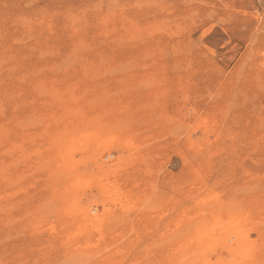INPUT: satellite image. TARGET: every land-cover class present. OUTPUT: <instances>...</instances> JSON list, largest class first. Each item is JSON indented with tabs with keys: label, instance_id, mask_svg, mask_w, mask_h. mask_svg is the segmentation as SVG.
I'll list each match as a JSON object with an SVG mask.
<instances>
[{
	"label": "rangeland",
	"instance_id": "1",
	"mask_svg": "<svg viewBox=\"0 0 264 264\" xmlns=\"http://www.w3.org/2000/svg\"><path fill=\"white\" fill-rule=\"evenodd\" d=\"M205 261L264 264V0H0V264Z\"/></svg>",
	"mask_w": 264,
	"mask_h": 264
},
{
	"label": "bare ground",
	"instance_id": "2",
	"mask_svg": "<svg viewBox=\"0 0 264 264\" xmlns=\"http://www.w3.org/2000/svg\"><path fill=\"white\" fill-rule=\"evenodd\" d=\"M252 166H253V165H252ZM64 188H65V187H64ZM119 195H120V194H119ZM123 195H124V194H123ZM112 198H113V197H112ZM127 198H128V197H125L123 200L127 201ZM116 199H117V198L114 199V201H116L115 203H117V201H118V200H116ZM114 201H113V202H114ZM121 201H122V199L120 200V202H121ZM202 201H203V200H202ZM203 202H204V201H203ZM118 203H119V202H118ZM122 203H123V202H122ZM126 203H127V202H126ZM109 204H110V203H109ZM128 204H129V203H128ZM133 204H134V203H133ZM133 204H132V205H133ZM120 205H121V207H122V205H123V207H124L125 204L123 203V204H120ZM129 205H130V204H129ZM129 205H128V206H129ZM128 206H127V208H128ZM117 208H118V207H117ZM125 208H126V205H125ZM129 208H131V207H129ZM133 208H134V207H133ZM133 208H132V209H133ZM106 209H107V208H106ZM120 210H121V209H120ZM123 210H124V208H123ZM125 210H126V209H125ZM125 210H124V211H125ZM128 211H129V210H128ZM133 212H135V211H133ZM182 212H183V211H182ZM109 213H110V212H109ZM190 214H192V213H190ZM190 214H189V216L187 215V217H190ZM80 216H81V215H80ZM185 216H186V215H185ZM194 216H195V215H194ZM194 216H192V217H194ZM83 218H84V217H83ZM94 218H95V217H94ZM190 218H191V217H190ZM186 219H187V218H186ZM95 220H96V219H95ZM188 220H189V219H188ZM236 220H237V219H236ZM185 221H186V220H185ZM185 221H184V223H185ZM179 224H180V223H179ZM79 225H80V224H79ZM99 225H100V224H99ZM90 226H91V225H90ZM182 226H183V225H182ZM182 226H180V227H182ZM217 226H219V225H217ZM234 226H236V225H234ZM80 227H81V226H80ZM83 227H84V226H83ZM207 227H208V226H207ZM232 227H233V226H232ZM236 227H237V226H236ZM211 228H212V227H211ZM241 228H242V227H241ZM178 229H179V228H178ZM178 229H177V230H178ZM204 229H206V228H204ZM216 229H217V228H216ZM224 229H225V228H224ZM226 229H227V228H226ZM234 229H235V228H234ZM236 229H237V228H236ZM243 229H244V228H243ZM246 229H247V228H246ZM246 229H245V230H246ZM186 230H187V229H186ZM239 230H240V228H239ZM237 231H238V230H237ZM241 231H242V229H241ZM186 232H187V231H186ZM196 232H198V231H196ZM196 232H194V233L196 234ZM202 232H204V231L202 230V231H201V234H203ZM213 232H214V231H213ZM232 232H234V231H232ZM232 232H231V233H232ZM75 233H76V232H75ZM189 233H190V231H189ZM194 233H193V235H194ZM214 233H215V232H214ZM234 233H235V232H234ZM237 233H238V232H237ZM237 233H236V234H237ZM241 233H242V232H241ZM244 233H246V232H244ZM244 233H243L242 235H240V237H241L242 239H243L242 236H244ZM199 234H200V233H199ZM199 234H197V238H198V235H199ZM239 234H240V232H239ZM248 234H249V233H248ZM193 235H191V236H193ZM74 236H75V235H74ZM189 236H190V235H189ZM211 236H212V235H211ZM185 237H186V236H185ZM193 237H194V236H193ZM199 237H200V236H199ZM245 237H246V236H245ZM247 237H248V236H247ZM247 237H246V238H247ZM201 238H203V237H201ZM210 238H211V237H210ZM246 238H245V239H246ZM193 239H194V238H193ZM193 239H192V241H193ZM205 239H206V238H205ZM205 239H204V240H205ZM247 239H248V238H247ZM199 240H200V239H199ZM199 240H197V241H199ZM204 240H203V241H204ZM207 240H209V239H207ZM176 241H177V240H176ZM182 241H183V240H182ZM184 241H185V240H184ZM190 241H191V238H190ZM194 241H195V240H194ZM203 241H202V242H203ZM210 241H211V240H210ZM248 241H249V240H248ZM170 242H171V241H170ZM208 242H209V241H208ZM133 243H134V242H133ZM175 243H176V242H175ZM179 243H180V242H179ZM189 243H191V242H189ZM197 243H199V246H200L201 249H202V244H200L201 242H197ZM203 243H205V242H203ZM130 244H131V243H130ZM194 244H195V243H194ZM256 244H257V243H256ZM167 245H168V243L166 244L165 247H167ZM173 245H174V244H173ZM173 245H172V243H171L170 246H173ZM178 245H179V244H178ZM178 245H176V246H178ZM253 245H254V243H253ZM176 246H175V247H176ZM183 246H184V244H183L181 247H183ZM194 246H196V245H194ZM204 246H205V248H207L206 245H204ZM130 247H132V245H131ZM168 247H169V246H168ZM196 247L198 248V246H196ZM200 247H199V248H200ZM81 248H82V247H81ZM81 248H80V249H81ZM91 248H92V247H91ZM173 248H174V247H173ZM173 248H171V249H173ZM183 248H184V247H183ZM183 248H182V249H183ZM205 248H204V249H205ZM169 249H170V248H169ZM175 249H176V248H175ZM179 249H180V247H179ZM242 249H243V248H242ZM167 250H168V249H167ZM199 250H200V249H199ZM238 250H239V249H238ZM169 251L171 252V250H169ZM169 251H167L166 254H165L164 251H162V252H164V253H163V256H164V254L167 256V254L169 253ZM172 251H173V250H172ZM191 251L193 252V250H190V252H191ZM202 251H203V250H202ZM246 251H247V250H246ZM243 252H245L244 249H243ZM160 253H161V252H160ZM172 253H173V252H172ZM185 253H186V252H185ZM207 253H208V252H207ZM207 253H206V254H207ZM117 254H118V253H117ZM161 254H162V253H161ZM161 254H160V256H161ZM193 254H194V253H193ZM248 254H249V253H248ZM144 256H145V255H144ZM160 256H159V257H160ZM185 256H186V255H185ZM190 256H191V255H190ZM198 256H199V255H198ZM198 256H197V258H198ZM160 258H161V257H160ZM179 258H180V257H179ZM182 258H184V257H182ZM201 258H202V257H201ZM111 259H112V258H111ZM172 259H173V255H172ZM248 259H249V258H248ZM169 260H170V259H169ZM178 260H179V259H178ZM183 260H184V259H183ZM185 260H186V259H185ZM242 260H243V259H242ZM242 260H241V262H242ZM244 260H245V259H244ZM130 261H131V260H130ZM163 261H164V260H163ZM173 261H174V260H173ZM179 261H180V260H179ZM137 262H138V261H137ZM137 262H135L134 264H136ZM177 262H178V261H177ZM191 262H192V261H191ZM131 263H132V262H131ZM148 263H149V262H148ZM168 263H169V262H168ZM182 263H183V262H181V264H182ZM193 263H194V262H193ZM193 263H191V264H193ZM202 263L205 264L206 261H205V262H202ZM202 263H201V264H202ZM128 264H130V262H129ZM189 264H190V263H189ZM195 264H196V262H195ZM197 264H198V262H197Z\"/></svg>",
	"mask_w": 264,
	"mask_h": 264
}]
</instances>
